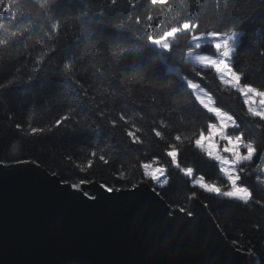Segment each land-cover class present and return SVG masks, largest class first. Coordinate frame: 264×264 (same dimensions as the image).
I'll return each mask as SVG.
<instances>
[{
    "label": "snow or ice",
    "instance_id": "snow-or-ice-1",
    "mask_svg": "<svg viewBox=\"0 0 264 264\" xmlns=\"http://www.w3.org/2000/svg\"><path fill=\"white\" fill-rule=\"evenodd\" d=\"M19 2L21 0H0V21L5 18L8 21L7 24L0 22V32L4 34L0 38L2 49L12 46L19 35V30H11L17 19L14 4ZM23 3L42 21L41 30L47 29L44 38L40 39L43 48L34 57L27 81L10 79L7 83H0V90L22 85L27 91H33L50 78H56L61 86H71L78 101H92L88 113L83 117L77 111V106L68 102L63 113L50 124L43 127L29 125L27 135L35 137L71 128L73 131L95 134L104 132L109 138H114L119 128L130 145L165 144L159 157L139 165L142 173L138 182L131 183L130 188L102 182L99 188L106 193L137 191L146 186L152 196L159 199L163 190L170 186L169 173L174 169L184 178H192L190 183L194 189L198 188L214 198H226L244 206L261 204L260 200L254 199L253 191L243 183V174L250 171L259 173L256 179L264 185V85L243 82L245 72L236 67L235 56L240 38L257 18V11L264 17V0H261L259 8H251L237 15H229L226 11L228 0H224L225 11L221 14V0H215L214 12L219 14V28L205 31L200 30L202 21L191 14L174 17L167 24L156 23L158 18L149 13L153 10L171 12L169 0H150L148 11L143 13H137V8L141 7L140 0H127L131 7L119 13L116 11L119 0H110L108 8L100 6L96 10H93L90 0H23ZM72 5L76 6L75 11H67V6ZM261 22L264 24V20ZM61 32L73 33L77 47L96 61L93 65L96 79L105 87L96 89L93 85L86 87L80 82L85 69L71 50L59 61L54 60L59 56V48L52 45L58 43ZM182 39L185 41L183 47L180 46ZM205 45L209 46L207 52ZM255 55L264 61V46L256 48ZM170 62L178 67H167ZM186 65L191 66L189 75L182 74V68ZM157 66L162 67L159 73L152 71ZM205 82H214L215 92L206 88ZM96 91L103 93L98 102ZM225 91L242 98L243 119L220 104L222 96L216 93ZM56 94L58 89L49 93V97ZM137 95L141 99L139 112H145L144 104L151 103L156 113L148 112L139 120H133L125 114L124 108L117 110L116 106L120 104L136 107L133 97ZM184 97L188 98L189 107L182 105ZM191 108H195L196 113ZM177 113L182 114L184 131L175 127L173 122L172 117ZM146 116H151L150 127H145ZM199 116L206 119L199 126H193L192 118L199 119ZM15 127L22 130L19 124ZM173 132L176 134L172 135ZM188 146L196 150L205 162L218 168L219 182H208L202 174L193 178L194 167L182 166L178 157ZM111 155V150L105 154L103 148L95 146L88 153L86 164H76L75 167L79 172L87 173L93 167L94 160L107 165ZM256 160L259 163L254 166ZM28 162L21 159L14 161L17 165ZM11 166L0 159V167ZM58 175L55 171L51 173L53 178ZM118 178L129 180L124 171L118 173ZM50 182L54 186L60 183L54 179ZM63 183L75 190L68 194L82 203L103 198V193L82 188L83 185L95 183L90 179L82 177ZM56 190L60 191L59 187ZM184 199L192 204L198 202L197 191L184 194ZM201 207L207 210L208 204ZM176 210L193 214L189 209ZM233 247L234 251H239L235 243Z\"/></svg>",
    "mask_w": 264,
    "mask_h": 264
},
{
    "label": "trees",
    "instance_id": "trees-1",
    "mask_svg": "<svg viewBox=\"0 0 264 264\" xmlns=\"http://www.w3.org/2000/svg\"><path fill=\"white\" fill-rule=\"evenodd\" d=\"M93 10L103 6L108 8L110 0H90ZM172 6L171 12L165 10H153L149 14L153 15L156 23L167 24L174 17H187L189 14L193 18H199L202 21L201 31L219 28L217 17L219 14L214 12L215 0H169ZM261 0H228L227 12L229 15L242 14L251 8H259ZM150 0H140L141 7L137 8V13L148 11ZM131 6L127 0H119L116 11L119 13L123 9ZM76 6H67V11H75ZM17 19L12 31L19 30V35L12 46L8 49L0 48V83H7L10 79H22L27 81L28 74L31 72L34 57L39 54L43 46L40 39L44 38L45 28L41 30L42 21L29 7L21 2L14 4ZM225 11L224 0H221V14ZM257 18L250 24L241 36L238 51L235 56V64L241 71L245 72L243 82L254 83L255 85H264V61L258 59L255 55V49L264 46V17L257 11ZM106 19H111L107 17ZM5 24L7 19L0 21ZM134 30V29H133ZM3 32H0V38H3ZM185 41H180L183 47ZM59 48V56L54 57L59 61L65 54L71 50L82 62L85 71L81 75V83L95 86L96 89H102L103 85L96 79L93 65L96 61L91 59L90 55L83 49L77 47L76 39L73 33L67 34L61 32L57 44L52 45ZM204 46L205 52L208 50ZM180 49H177L179 52ZM167 67H178L175 63H169ZM161 66H157L152 71L159 73ZM166 71V69H163ZM191 66L186 65L182 68V74L189 75ZM198 79V78H197ZM204 86L215 92V83H204ZM58 89V94L49 97V93ZM103 93L96 91V101L98 102ZM222 96L220 104L230 108L234 114L241 119L242 98L238 95H230L228 92L216 93ZM91 96V93H89ZM136 101V107L131 104L117 105V110L124 108L125 114L133 120H139L145 113H156V109L151 103L144 104L145 112H139L141 99L139 95L133 97ZM71 102L77 106V111L81 117L88 113L89 105L92 101L81 99L78 101L72 91L71 86L60 85L56 78H50L45 81L42 87L33 91H27L22 85H14L7 89L0 90V159L7 164H15V159L33 162L45 171L51 174L58 172L57 176L61 182L77 181L80 178L90 179L98 184L104 182L114 187L130 188L131 183L138 182L141 179L142 169L139 165L147 163L153 157H159L165 149L163 142H153L145 145H130L121 134L119 128L115 132L114 138H109L104 132L95 134L92 132L73 131L71 128L60 129L53 133L31 136L27 135L28 126L43 127L50 124L58 118L65 110V105ZM184 107H189L187 97L181 100ZM196 113L195 108H191ZM95 119V117H92ZM173 122L175 127L184 131L182 126V114H174ZM193 126H199L206 119L204 116L195 117ZM147 123L145 127L151 126V116H146ZM143 123V121H141ZM188 123V121H183ZM21 125V129L15 126ZM176 133L173 132L172 135ZM130 145V146H129ZM99 146L108 154L111 150L109 164L105 165L98 160H94L93 167L87 173L79 172L76 164H86L89 158L88 153L93 147ZM71 157V160H69ZM178 159L182 166H192L195 169L194 177L204 175L208 182H219L218 168L205 162L196 150L188 146L180 153ZM259 161L256 160L255 164ZM124 171L128 174L129 180H121L118 173ZM244 175L243 183L253 191L255 200H260L261 204H252L244 206L239 203H233L226 198H214L205 194L198 188L194 189L189 179L184 178L176 170L172 169L169 173L170 186L163 190L161 198L172 209L187 208L188 202L184 199V194L197 191L199 200L203 204H208V212L213 217L215 223L227 239L239 250L253 257L252 264H264V185L260 184L256 176L260 175L254 171L247 172Z\"/></svg>",
    "mask_w": 264,
    "mask_h": 264
},
{
    "label": "water",
    "instance_id": "water-1",
    "mask_svg": "<svg viewBox=\"0 0 264 264\" xmlns=\"http://www.w3.org/2000/svg\"><path fill=\"white\" fill-rule=\"evenodd\" d=\"M0 167V264H252L198 202L170 208L146 186L82 203L39 165ZM60 181L53 185L51 180ZM59 187L60 191H57Z\"/></svg>",
    "mask_w": 264,
    "mask_h": 264
},
{
    "label": "rangeland",
    "instance_id": "rangeland-1",
    "mask_svg": "<svg viewBox=\"0 0 264 264\" xmlns=\"http://www.w3.org/2000/svg\"><path fill=\"white\" fill-rule=\"evenodd\" d=\"M154 175H155V173H153ZM187 179H189V181L192 179V178H187ZM191 184V183H190Z\"/></svg>",
    "mask_w": 264,
    "mask_h": 264
}]
</instances>
